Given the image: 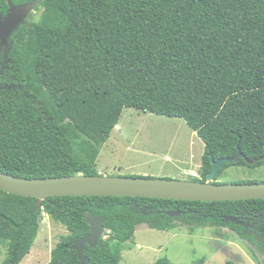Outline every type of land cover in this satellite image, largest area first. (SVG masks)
<instances>
[{
	"label": "trees",
	"instance_id": "1",
	"mask_svg": "<svg viewBox=\"0 0 264 264\" xmlns=\"http://www.w3.org/2000/svg\"><path fill=\"white\" fill-rule=\"evenodd\" d=\"M0 0V10L10 3ZM10 2V3H9ZM40 19L21 23L0 58V169L23 177L99 174L97 157L125 107L183 118L212 161L264 164V0H41ZM240 182H252L241 180ZM41 200V203L39 202ZM180 209L177 216L168 210ZM87 210L106 214L107 237L85 245L88 264H118L136 226L169 230L227 226L264 257V198L224 201L64 195L44 199L0 190L2 264H19L47 213L63 224L47 264H80L73 243L89 234ZM236 215L250 224L225 221ZM154 264H168L163 260ZM224 264H240L227 261Z\"/></svg>",
	"mask_w": 264,
	"mask_h": 264
},
{
	"label": "rangeland",
	"instance_id": "2",
	"mask_svg": "<svg viewBox=\"0 0 264 264\" xmlns=\"http://www.w3.org/2000/svg\"><path fill=\"white\" fill-rule=\"evenodd\" d=\"M41 10L36 7L27 20L38 21ZM118 122L99 147V174L184 178L174 172L183 163H192L200 171L204 143L183 118L125 107ZM241 180L264 181V164L231 165L216 178L217 182ZM175 223L177 226L169 230L138 224L132 238L121 243L118 264H154L160 260L168 264H264L259 237L253 242L227 226ZM66 233L63 224L42 213L36 239L19 264H47L52 249ZM108 233L105 230L103 237ZM6 252L7 245L0 242V264Z\"/></svg>",
	"mask_w": 264,
	"mask_h": 264
},
{
	"label": "water",
	"instance_id": "3",
	"mask_svg": "<svg viewBox=\"0 0 264 264\" xmlns=\"http://www.w3.org/2000/svg\"><path fill=\"white\" fill-rule=\"evenodd\" d=\"M41 0H31L12 5L6 15L0 13V39L6 42L15 29L25 21ZM118 124H116L117 126ZM242 152L234 156H224L212 161V169L205 180L188 178H165L150 176L85 174L23 177L0 169V190L44 199L49 196L64 195H111L142 196L152 198H170L175 200L224 201L236 199L264 198V181L217 182L214 181L219 169L226 163L237 162ZM184 210H168L170 216H177ZM90 226L89 234L77 239L72 247L78 251L80 264H88L84 255L85 245L95 246L100 242L104 231L106 214H94L87 210L83 216ZM225 221H231L244 227L248 233L250 224L236 215H224Z\"/></svg>",
	"mask_w": 264,
	"mask_h": 264
},
{
	"label": "flooded vegetation",
	"instance_id": "4",
	"mask_svg": "<svg viewBox=\"0 0 264 264\" xmlns=\"http://www.w3.org/2000/svg\"><path fill=\"white\" fill-rule=\"evenodd\" d=\"M23 2H27V1H23ZM23 2H16V3H10L9 5H8V7L5 9V11H3V10H0V13L2 14V17H4L5 15H6V13L8 12V10H9V8L12 6V5H14V4H19V3H23ZM38 6V5H37ZM36 6V7H37ZM35 7V8H36ZM34 8V9H35ZM33 11V10H32ZM31 11V12H32ZM30 12V13H31ZM29 13V14H30ZM28 14V15H29ZM27 15V16H28ZM27 16H26V18H25V20L27 19ZM17 29V28H16ZM15 29V30H16ZM13 34V33H12ZM12 34L8 37V39H7V41L6 42H1V39H0V58H3V57H6V55H7V53H8V51H9V48H10V45H11V43H12V40H11V36H12ZM8 84H6V83H4L1 79H0V86H7Z\"/></svg>",
	"mask_w": 264,
	"mask_h": 264
},
{
	"label": "crops",
	"instance_id": "5",
	"mask_svg": "<svg viewBox=\"0 0 264 264\" xmlns=\"http://www.w3.org/2000/svg\"><path fill=\"white\" fill-rule=\"evenodd\" d=\"M169 158V157H168ZM200 170H201V163L199 164ZM176 175H183V177H200V171H197V168L193 166L192 163H183L182 165L176 166V169L174 170ZM184 177V178H185ZM187 178V177H186Z\"/></svg>",
	"mask_w": 264,
	"mask_h": 264
}]
</instances>
